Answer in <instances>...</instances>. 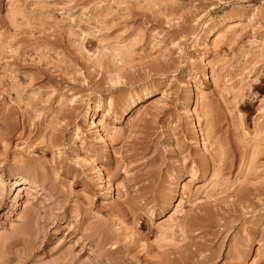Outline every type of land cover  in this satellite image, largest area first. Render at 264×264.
Listing matches in <instances>:
<instances>
[{
	"label": "rangeland",
	"instance_id": "374dc122",
	"mask_svg": "<svg viewBox=\"0 0 264 264\" xmlns=\"http://www.w3.org/2000/svg\"><path fill=\"white\" fill-rule=\"evenodd\" d=\"M0 264H264V0H0Z\"/></svg>",
	"mask_w": 264,
	"mask_h": 264
},
{
	"label": "bare ground",
	"instance_id": "6f19581e",
	"mask_svg": "<svg viewBox=\"0 0 264 264\" xmlns=\"http://www.w3.org/2000/svg\"><path fill=\"white\" fill-rule=\"evenodd\" d=\"M92 17H93V16H92ZM70 33H71V32H70ZM83 38H84V37H83ZM127 57H129V56H127ZM129 58H130V57H129ZM123 62H124V61H123ZM188 112H189V110H188ZM188 112H187V115H189ZM189 113H190V112H189ZM191 123H192V122H191ZM191 127H192V126L190 125V128H191ZM190 128H189V129H190ZM193 129H194V128H193ZM191 130H192V129H191ZM194 141H195V139H194ZM258 147H259V146H258ZM260 151H261V150H260ZM20 181H21V180H20ZM22 183H24V184H29V183H31V182L28 181V179H26V178H25V179L22 178ZM31 184H32V183H31ZM16 186H17V185H16ZM25 188H26V185H25ZM26 189H27V188H26ZM20 230H21V229H20ZM15 234H16V233H15ZM21 234H22V233H21ZM19 236H20V235H19Z\"/></svg>",
	"mask_w": 264,
	"mask_h": 264
}]
</instances>
